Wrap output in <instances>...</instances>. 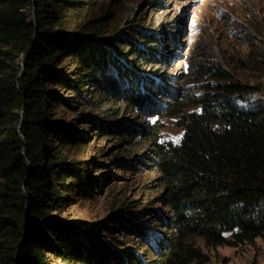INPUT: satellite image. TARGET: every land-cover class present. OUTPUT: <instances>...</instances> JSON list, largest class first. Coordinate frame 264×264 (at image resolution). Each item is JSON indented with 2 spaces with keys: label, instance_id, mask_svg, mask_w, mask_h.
<instances>
[{
  "label": "trees",
  "instance_id": "trees-1",
  "mask_svg": "<svg viewBox=\"0 0 264 264\" xmlns=\"http://www.w3.org/2000/svg\"><path fill=\"white\" fill-rule=\"evenodd\" d=\"M92 1L0 0V264H192L205 260L188 245L192 236L212 246L264 237V107L237 103L256 89L234 83L219 65L197 67L195 76L206 84L191 101L200 111L178 121L184 129L180 144L162 142L163 119L181 114L180 100L170 93L175 80L161 75L177 58V50H167L174 47L173 26L148 32L126 23L107 39L93 21L86 33L72 31L71 11ZM150 5L155 13L163 6L160 0ZM4 60L23 66H12L18 72L9 78ZM96 73L102 81L93 78ZM157 78H166L168 86ZM45 83L116 116L124 109L131 118L157 112L142 126L130 120L127 127L97 124L105 135L139 136L142 159L156 174L158 201L167 212H152L155 226L131 215H113L106 225L147 243L141 254L127 241L99 250L94 232L62 217L69 189L88 184V174L77 167L83 162L48 153L46 137L57 129L49 121L48 101L57 92ZM93 87L107 98L87 99ZM156 98L161 110L153 107ZM69 139L73 153L79 141ZM157 227L163 231L153 247L147 231Z\"/></svg>",
  "mask_w": 264,
  "mask_h": 264
},
{
  "label": "rangeland",
  "instance_id": "rangeland-1",
  "mask_svg": "<svg viewBox=\"0 0 264 264\" xmlns=\"http://www.w3.org/2000/svg\"><path fill=\"white\" fill-rule=\"evenodd\" d=\"M151 1L93 0L88 6L84 4V8L71 11L74 16L71 17L73 24L70 28L74 32L86 33L90 30L87 23L93 21L102 33V39H107L126 23L135 27L145 26L143 29L148 32L161 31L164 24L173 26L174 47L168 46L167 50H177L174 51L177 58L163 66L161 75L166 74L175 80L174 85L169 86L173 89L170 93L174 99L180 100L178 109L181 114L163 119L162 142L180 144L184 129L178 126V121L182 115L200 111V107L194 106L191 100L201 95L206 79L202 77L200 80L194 71L205 64L219 65L228 71L234 83L256 89L237 101L240 107L246 104L251 108L264 107V0H160L163 6L156 13L150 5ZM4 61L9 78L18 72L17 67L12 69V66H23L19 60L15 63ZM93 78L102 81V76L97 73ZM157 81L168 86L166 78H157ZM44 88L57 92L48 101L49 121L57 127L55 136L46 137L48 153L65 154L73 163L83 162L77 167L88 174V184L69 189V206L62 217L80 222L94 232L99 250L103 246L127 241L133 251L141 254L147 243L119 231L113 233V230L106 229V225H112L113 215L123 220L131 215L140 217L144 224L155 226L152 212H167L158 201L160 190L157 189L156 174L147 168L149 163L142 159L141 146L136 145L139 136L132 133L105 135L100 127H127L129 120L142 126L145 120L151 122L156 119L157 112L153 110L150 115L143 114L139 118L134 115L131 118L130 111L124 109L116 116L108 110L99 109L95 103L90 105L80 101L78 95L54 84L45 83ZM89 90V100L107 98V95L95 92L94 87ZM153 107L161 110L163 102L158 99ZM99 123L102 126L98 127ZM72 137L79 141L80 146L73 153L67 149L69 145L66 143ZM93 181L98 185L90 186L89 182ZM162 231L159 227L155 232L147 231L148 243L160 241ZM188 245L205 258L192 264H264V237L239 246H212L204 239L192 236Z\"/></svg>",
  "mask_w": 264,
  "mask_h": 264
}]
</instances>
